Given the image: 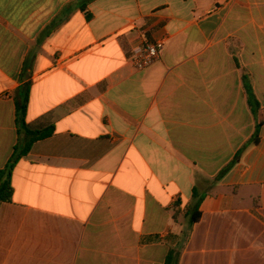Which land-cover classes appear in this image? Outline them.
<instances>
[{
  "label": "crops",
  "instance_id": "obj_1",
  "mask_svg": "<svg viewBox=\"0 0 264 264\" xmlns=\"http://www.w3.org/2000/svg\"><path fill=\"white\" fill-rule=\"evenodd\" d=\"M83 3L0 0V264H264V0Z\"/></svg>",
  "mask_w": 264,
  "mask_h": 264
},
{
  "label": "trees",
  "instance_id": "obj_2",
  "mask_svg": "<svg viewBox=\"0 0 264 264\" xmlns=\"http://www.w3.org/2000/svg\"><path fill=\"white\" fill-rule=\"evenodd\" d=\"M92 0H83V5L80 7L82 11H85L87 3ZM87 19L89 18L88 13ZM243 84L245 91L247 93L248 103L252 106L255 103L254 94L251 88V84L248 76L243 75ZM29 84H25L22 88L19 89L20 95L16 100V124H17V134L18 139L17 143L14 147L13 158L9 161V163L4 167V169L0 170V204L5 202H11L12 197V187L10 184V177L13 167L16 161L25 155L29 148L36 141L45 139L50 137L54 132V127L51 124H43L39 126H34L31 124H27L25 122V115L27 111L28 105V91ZM192 206H196L198 208V204L201 201V197L197 194L196 190L193 191L192 195ZM185 215L188 214V209L186 212H183ZM179 214V210L176 209L174 211L173 217L176 220ZM200 213H197L191 217L190 222L195 223L199 220ZM165 264H178L177 261V253L175 251H170L166 257Z\"/></svg>",
  "mask_w": 264,
  "mask_h": 264
},
{
  "label": "built area",
  "instance_id": "obj_3",
  "mask_svg": "<svg viewBox=\"0 0 264 264\" xmlns=\"http://www.w3.org/2000/svg\"><path fill=\"white\" fill-rule=\"evenodd\" d=\"M163 48L164 42L162 40L145 42L135 48L128 58V62L136 70H145L159 60Z\"/></svg>",
  "mask_w": 264,
  "mask_h": 264
}]
</instances>
